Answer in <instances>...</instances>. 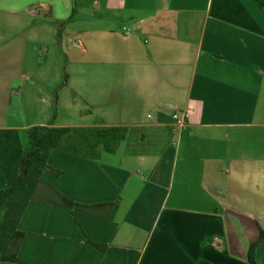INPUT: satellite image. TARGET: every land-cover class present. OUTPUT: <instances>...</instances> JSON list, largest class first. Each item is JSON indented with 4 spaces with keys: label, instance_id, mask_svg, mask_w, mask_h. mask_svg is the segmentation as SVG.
<instances>
[{
    "label": "crops",
    "instance_id": "crops-1",
    "mask_svg": "<svg viewBox=\"0 0 264 264\" xmlns=\"http://www.w3.org/2000/svg\"><path fill=\"white\" fill-rule=\"evenodd\" d=\"M38 125L126 137L97 162L50 153L60 174L44 181L94 208L29 202L19 264H248L264 233V0H0V189Z\"/></svg>",
    "mask_w": 264,
    "mask_h": 264
},
{
    "label": "trees",
    "instance_id": "trees-1",
    "mask_svg": "<svg viewBox=\"0 0 264 264\" xmlns=\"http://www.w3.org/2000/svg\"><path fill=\"white\" fill-rule=\"evenodd\" d=\"M63 24L58 25L57 40ZM28 146L19 159L20 173L6 188L0 189V264H19L16 252L23 233L19 232L18 222L34 200L45 201L67 209L89 213L94 207L79 205L58 193L42 175L58 176L47 163L51 152H59L79 159L97 162L102 154H113L126 137V130L119 127H54L52 125L32 126L26 130ZM43 188L44 195L37 190ZM115 207L116 205H108ZM264 242V233L247 251V263L256 264L255 249ZM94 247L103 251V246ZM201 264H207L202 262Z\"/></svg>",
    "mask_w": 264,
    "mask_h": 264
},
{
    "label": "built area",
    "instance_id": "built-area-1",
    "mask_svg": "<svg viewBox=\"0 0 264 264\" xmlns=\"http://www.w3.org/2000/svg\"><path fill=\"white\" fill-rule=\"evenodd\" d=\"M185 117L186 113H175L172 116V121H173V128L177 131H181V129L185 126Z\"/></svg>",
    "mask_w": 264,
    "mask_h": 264
}]
</instances>
